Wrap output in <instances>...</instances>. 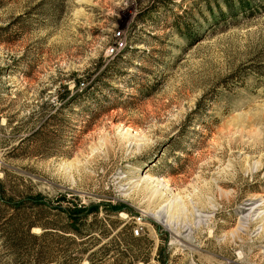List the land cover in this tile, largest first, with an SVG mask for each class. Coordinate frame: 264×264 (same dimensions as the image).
<instances>
[{
	"label": "rangeland",
	"instance_id": "rangeland-1",
	"mask_svg": "<svg viewBox=\"0 0 264 264\" xmlns=\"http://www.w3.org/2000/svg\"><path fill=\"white\" fill-rule=\"evenodd\" d=\"M251 2L215 23L213 0H0L6 195L40 194L49 206L29 215L44 225L97 204L84 224L109 253L96 244L93 264H264V1ZM68 244L31 248L58 264ZM6 248L0 264H35Z\"/></svg>",
	"mask_w": 264,
	"mask_h": 264
},
{
	"label": "trees",
	"instance_id": "trees-1",
	"mask_svg": "<svg viewBox=\"0 0 264 264\" xmlns=\"http://www.w3.org/2000/svg\"><path fill=\"white\" fill-rule=\"evenodd\" d=\"M262 1L264 0H261V2ZM213 3L216 7V11L212 10L210 4L207 7L211 21L215 23L227 17L233 19L238 13H242V15H251L255 13L256 9L252 7L253 4L251 0H213ZM47 206H49L48 203L45 202L43 197L38 193L16 197L7 196L3 183L0 181V237L5 247H7L8 256L13 261L19 260L21 257H24V259L30 257L33 263L44 264L46 263L44 248L40 247L34 252L31 246H34L36 242L42 241L48 236H57L59 239H63L69 243L65 248L57 251L60 255L58 264H80V262L84 260L88 261V264H93L92 258L96 254L93 247L96 244V246L101 245V247H103L105 245L102 244L104 242L103 239H107V236L103 233L99 239L93 238L94 236H92V234L95 233V231H92V228L95 224H84V221L89 215L96 214L99 206L97 204L84 206L77 203L67 209L58 207L57 209L64 213L67 220V224L61 226L56 224H38L30 219L29 212L32 211V209L37 210ZM105 208L108 212L114 214L126 212L127 210L123 207L111 205H107ZM109 225L113 228L122 226V224ZM32 228H38L40 233H31ZM55 232H59L61 235H57ZM89 242L92 244L89 245ZM114 244L113 249L117 250L119 247L123 246L122 243L120 246L116 243ZM82 246H84V248H82ZM103 249L104 247L102 250ZM124 250L125 251H121L123 257L126 256L125 253H128L127 248H124ZM108 253L109 250L106 249L104 255ZM52 263L55 264V261Z\"/></svg>",
	"mask_w": 264,
	"mask_h": 264
},
{
	"label": "built area",
	"instance_id": "built-area-1",
	"mask_svg": "<svg viewBox=\"0 0 264 264\" xmlns=\"http://www.w3.org/2000/svg\"><path fill=\"white\" fill-rule=\"evenodd\" d=\"M123 43L120 45V47H119V50H120V48H122L123 47ZM114 51V50H113ZM116 51H118V48H116ZM113 53V52H112ZM142 228L141 227H135L134 229H133V236H138V234H139V231L141 230Z\"/></svg>",
	"mask_w": 264,
	"mask_h": 264
}]
</instances>
